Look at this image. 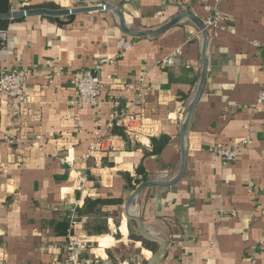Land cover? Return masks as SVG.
<instances>
[{
    "label": "crops",
    "instance_id": "crops-1",
    "mask_svg": "<svg viewBox=\"0 0 264 264\" xmlns=\"http://www.w3.org/2000/svg\"><path fill=\"white\" fill-rule=\"evenodd\" d=\"M101 4L115 7L126 26L140 32L158 30L182 13L180 0H37L34 7ZM205 4L218 5L227 29L209 41L185 172L173 184L145 188L133 210L151 235L167 243L157 264H264V103H258L264 92V0H192L188 11L201 22ZM124 37L135 44L110 65ZM203 44L189 19L152 37H132L111 10L77 14L68 24L48 16L11 20L0 31V77L13 69L31 71L26 104L0 95V264H62L73 222L74 234L89 245L81 264L151 258L159 244L153 251L130 238V231L140 233L124 215L134 192L128 180L167 183L179 174L181 128L202 78ZM176 49L182 52L174 64L162 67ZM97 67L103 84L98 104L72 107L74 74ZM143 75L139 100L127 85ZM122 109L142 121L127 139L114 131H124ZM162 137L168 143L153 154ZM246 137L252 144L235 162L217 156V148ZM103 138L111 139L109 152L87 158ZM67 156L72 164L61 163ZM88 195L123 203L80 216ZM68 219V233L58 235L54 224ZM88 226L102 235H90ZM130 243L146 258L120 260L115 248Z\"/></svg>",
    "mask_w": 264,
    "mask_h": 264
},
{
    "label": "built area",
    "instance_id": "built-area-1",
    "mask_svg": "<svg viewBox=\"0 0 264 264\" xmlns=\"http://www.w3.org/2000/svg\"><path fill=\"white\" fill-rule=\"evenodd\" d=\"M37 0H9L11 11L32 9ZM192 0H180V6L183 12H189L188 8ZM223 0H218L222 2ZM204 11L206 17L203 20L205 29L209 33V38L214 39L219 33L226 31L227 27L224 22L223 13L218 5L205 4ZM202 33V32H201ZM135 44V40L124 37L118 41L119 55L111 59L108 63L116 65L118 59L125 53L130 51ZM254 45H259L258 42H253ZM181 49H176L170 54L161 64L162 67L171 66L175 62V58L181 54ZM101 67L95 70L79 71L73 76V86L75 88V96L70 101V105L75 108H82L86 104L97 105L102 93V80L100 77ZM31 74L30 70L13 69L4 72L0 77V95L5 98L18 101L20 104L28 102L26 93L28 78ZM145 76L143 75L138 82L127 85V90L135 92L140 100L144 93ZM258 103H264V92L258 96ZM120 119L122 127L127 135H134L136 132L135 126L137 123H142L139 116H132L127 113L125 109L120 111ZM40 139V137L38 138ZM111 139L103 138L93 143L88 151L87 158H92L97 155H104L111 149ZM252 139L246 137L238 142L233 143L227 147H219L216 149V154L225 163L235 162L238 158V152L241 148L250 146ZM73 160L70 156L61 158L62 164H72ZM75 222L71 224V229L68 234L67 244L64 248V260L62 264H81V258L85 252L89 250L88 241L77 237L74 234ZM99 260L95 264H99Z\"/></svg>",
    "mask_w": 264,
    "mask_h": 264
},
{
    "label": "water",
    "instance_id": "water-1",
    "mask_svg": "<svg viewBox=\"0 0 264 264\" xmlns=\"http://www.w3.org/2000/svg\"><path fill=\"white\" fill-rule=\"evenodd\" d=\"M98 10H111L114 12V14L118 17L121 29L126 33L128 36L132 37H152L154 35L161 34L170 28L174 27L177 25L179 22H181L184 19H189L192 22H194L200 31L202 32L203 39H204V44H203V74L201 81L199 83L198 89L194 95V98L190 104L189 110L187 112V115L185 117L183 126L181 128V148H182V165H181V170L179 174L170 182L167 183H162L159 181L155 180H148L146 182L141 183L131 194L127 202L125 203V211L124 215L127 218L128 221L135 222L138 228V231L140 233V236L151 243L159 244L160 248L153 254L152 258L148 261L147 264H157L160 259L162 258L166 248H167V243L153 235H151L143 226L142 220L140 216H138L134 210V204L137 201L138 197L141 195L143 190L147 188L148 186L151 185H158V184H163V185H168V184H173L177 182L182 175L185 172L186 169V137L187 133L189 130V126L192 120L193 113L196 109V106L199 103V100L201 98V95L203 93L205 84H206V79H207V74H208V62H207V49L209 45V33L205 29L203 22L198 20L195 16H193L190 12H183L179 14L174 20L163 26L162 28L150 32H140V31H134L129 29L126 26V21L124 18V15L118 11L115 7L109 5V4H101L98 6L94 7H75L72 9H47V8H32L28 10H18V11H9L8 13L5 14H0V20H15V19H22V18H28V17H33V16H48L51 18H54L56 22L59 24H68L72 22L77 14L81 13H86V12H91V11H98Z\"/></svg>",
    "mask_w": 264,
    "mask_h": 264
},
{
    "label": "trees",
    "instance_id": "trees-1",
    "mask_svg": "<svg viewBox=\"0 0 264 264\" xmlns=\"http://www.w3.org/2000/svg\"><path fill=\"white\" fill-rule=\"evenodd\" d=\"M35 7H33V8H35ZM10 10L11 9H10V5H9V0H0V14L8 13ZM19 20L20 19H16L14 21H19ZM10 22H11V20H0V31L1 32L6 31ZM114 131L116 133L122 135L124 138H126V139L128 138L127 134L123 130H119V129L115 128ZM167 143H168V139L166 137H162L159 142L154 141L152 153L153 154H160ZM140 171H141V169H140ZM147 180L148 179L145 176L141 180L129 179L128 180L129 190L134 191L135 188L137 187V185H139L141 182H145ZM122 203H123L122 200L110 198L108 196L107 197L97 196V198H94L93 196L88 195L84 201V204L78 210V213L80 214V216L90 215V214H94L96 212V209L99 206L117 205V204H122ZM54 225L56 228V233L58 235L64 236L69 231L70 220L68 219L62 223L57 222ZM87 231L90 235H98V236L102 235V232L100 230L93 229L90 226L87 227ZM130 238L134 241H141L143 243V246L146 249L155 251L154 250L155 249L154 243H151V242L144 240L141 236L136 235L133 230L130 231ZM134 249L135 248H134L133 244H129V245L120 244L118 247L115 248V251L117 252V254H119V256L121 258L120 260L125 261V260H130V254L133 252Z\"/></svg>",
    "mask_w": 264,
    "mask_h": 264
},
{
    "label": "rangeland",
    "instance_id": "rangeland-1",
    "mask_svg": "<svg viewBox=\"0 0 264 264\" xmlns=\"http://www.w3.org/2000/svg\"><path fill=\"white\" fill-rule=\"evenodd\" d=\"M129 223L130 224H133V225H135V223L134 222H132V221H129ZM119 225H120V222H119ZM131 244V243H130ZM134 245V250H133V252L130 254V260L129 261H131L132 262V260L133 261H135L136 259L138 260V257H141V258H146V255H144V254H142V252H141V248H137L136 246H135V244H133ZM155 253V252H154ZM153 253V254H154ZM153 256V255H152ZM152 256H151V258H152ZM150 258V259H151ZM150 259H148V260H146V261H139V263H143V264H147L148 263V261L150 260Z\"/></svg>",
    "mask_w": 264,
    "mask_h": 264
}]
</instances>
